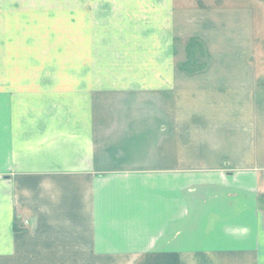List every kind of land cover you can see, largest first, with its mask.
<instances>
[{
  "label": "crops",
  "instance_id": "0c3cea01",
  "mask_svg": "<svg viewBox=\"0 0 264 264\" xmlns=\"http://www.w3.org/2000/svg\"><path fill=\"white\" fill-rule=\"evenodd\" d=\"M111 8L71 106L2 75L0 264H264V0Z\"/></svg>",
  "mask_w": 264,
  "mask_h": 264
},
{
  "label": "rangeland",
  "instance_id": "374dc122",
  "mask_svg": "<svg viewBox=\"0 0 264 264\" xmlns=\"http://www.w3.org/2000/svg\"><path fill=\"white\" fill-rule=\"evenodd\" d=\"M119 3L0 0V81L8 80L2 75L9 72L32 73L27 79L32 80L33 93L62 94L71 106L74 70L79 64L83 68L89 49L98 60L104 58L105 47L120 41L123 22L137 20L139 8H111ZM199 47L191 43L185 53H204ZM181 58L179 63L184 62Z\"/></svg>",
  "mask_w": 264,
  "mask_h": 264
},
{
  "label": "trees",
  "instance_id": "16d2710c",
  "mask_svg": "<svg viewBox=\"0 0 264 264\" xmlns=\"http://www.w3.org/2000/svg\"><path fill=\"white\" fill-rule=\"evenodd\" d=\"M189 64H190L189 61L181 62V63H180V67L185 68V67L188 66Z\"/></svg>",
  "mask_w": 264,
  "mask_h": 264
}]
</instances>
